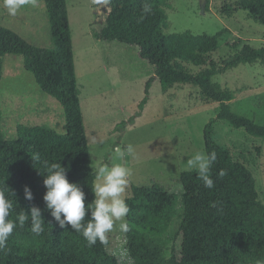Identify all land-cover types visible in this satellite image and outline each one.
Listing matches in <instances>:
<instances>
[{
	"label": "trees",
	"instance_id": "16d2710c",
	"mask_svg": "<svg viewBox=\"0 0 264 264\" xmlns=\"http://www.w3.org/2000/svg\"><path fill=\"white\" fill-rule=\"evenodd\" d=\"M105 1L108 15L100 31L93 30L94 38L134 46L140 58L155 68L146 85L139 116L156 79L164 92L191 84L200 88L205 100L220 104L217 118L204 130L206 153L217 154L211 168L212 189L204 187L195 170L183 172L179 206L177 195L160 185H132L126 199L130 208L126 220L133 264H256L264 260V204L255 177L244 164L233 160L230 151L218 142L215 130L217 121L224 120L253 137L264 138V125L233 111V95L214 82L215 77L240 65L264 64V47L245 45L223 62L212 61L208 66L206 58L217 51L221 34H166L169 0H148L152 12L142 21L144 0ZM38 2L46 5L53 47L33 46L0 24V81L2 58L23 56L26 70L35 76L43 92L62 105L67 131L61 135L42 127L20 125L18 138L4 141L0 126V187L14 192L15 196L10 191L6 195L16 201L10 218L15 219L21 208L27 210L35 205L42 210L45 221V231L39 236L31 232L30 220L24 228L15 229L0 250V264H121L109 252V237L107 245L98 241L89 247L82 234L59 228L46 210V188L40 173L44 169L34 165V153L49 163H61L68 170L69 182L79 184L86 193V203L94 199L91 187L95 175L91 174L67 0ZM239 10L247 11L264 26V0H241L236 7L228 5L223 9L224 14ZM185 64L202 70L193 74ZM221 170L225 172L222 177ZM25 186L31 188L32 202L24 199ZM177 218L179 226L169 240L166 235Z\"/></svg>",
	"mask_w": 264,
	"mask_h": 264
},
{
	"label": "rangeland",
	"instance_id": "374dc122",
	"mask_svg": "<svg viewBox=\"0 0 264 264\" xmlns=\"http://www.w3.org/2000/svg\"><path fill=\"white\" fill-rule=\"evenodd\" d=\"M240 1L208 0L203 13L200 0H169L165 33L221 34L217 51L206 58L208 66L212 61L223 62L245 45L262 48L263 25L244 10L224 14L226 6L236 7ZM67 7L91 163L111 166L122 162L131 170L125 200L130 196L132 185H160L177 195L180 206L181 175L193 171L187 168L186 160L197 151L206 152L204 130L212 119L217 118L220 104L205 100L200 88L191 84L177 85L164 92L156 79L150 88L148 103L139 116L140 104L146 97V85L154 76L155 68L140 58L134 46L94 38L93 30L100 31L108 15L105 0H67ZM0 24L33 46L53 47L43 2L36 0L35 6L28 4L15 16L8 15L0 4ZM185 66L193 74L202 70ZM17 73L24 81L32 77L21 68ZM214 82L233 95V111L264 125L263 63L240 65L215 77ZM22 87L29 89L25 82ZM18 96L9 94L8 98L17 99ZM57 107L58 112L53 113L54 127L64 132L67 128L65 113L59 102ZM5 124L3 120L2 129L8 133ZM215 130L218 142L230 151L233 160L253 173L264 204V138L253 137L224 120L217 121ZM129 143L135 147V156H127L124 161L114 160L113 148L117 145L123 148ZM179 223L180 218H177L169 228L167 239H173ZM108 237L111 240L109 252L121 264H133L127 232L114 227Z\"/></svg>",
	"mask_w": 264,
	"mask_h": 264
},
{
	"label": "clouds",
	"instance_id": "9594fccd",
	"mask_svg": "<svg viewBox=\"0 0 264 264\" xmlns=\"http://www.w3.org/2000/svg\"><path fill=\"white\" fill-rule=\"evenodd\" d=\"M35 2L36 0H0V4L10 16H15L28 4L35 6ZM142 12L141 21L152 12L148 0H144ZM135 154V147L130 143L123 148L117 145L112 150L113 159L117 161H124L127 156H135ZM31 158L35 166L40 165L44 169V172L39 170L44 176L43 184L46 188L43 200L46 210L59 228L82 234L89 247L95 246L98 241L107 245L108 234L114 227H118L123 233L129 231L126 217L130 208L124 194L129 184L131 170L124 163L116 162L109 166L92 162L91 174L95 175V181L91 191L94 199L86 203V193L79 184L69 182L68 170L61 163H49L42 159L38 152ZM216 160L215 151L211 153L197 151L187 158L186 166L196 171L204 187L212 189L214 180L211 178V168ZM224 175L225 172L221 170L220 176ZM7 191L11 192L7 187H0V250L6 247L14 230L24 228L29 220L34 235L39 236L45 231L42 210L38 206L32 205L27 210L21 208L15 219L10 218L16 201L6 195ZM11 195L15 196V193L11 192ZM24 199L29 202L34 200L31 188L28 186L24 187ZM256 264H264V260H257Z\"/></svg>",
	"mask_w": 264,
	"mask_h": 264
},
{
	"label": "crops",
	"instance_id": "0c3cea01",
	"mask_svg": "<svg viewBox=\"0 0 264 264\" xmlns=\"http://www.w3.org/2000/svg\"><path fill=\"white\" fill-rule=\"evenodd\" d=\"M6 56L2 58L0 81V104L2 105L0 106V126L3 140H16L18 138L17 129L20 125L42 127L54 131L57 134L64 135L67 128L62 132L54 127L56 121L53 113L55 112L56 114L58 112L57 99L45 92V95H43V90L35 76L26 70L23 56ZM6 58H8L7 61H5ZM20 68L30 73L32 77L24 81L23 77L18 76L19 73H17ZM24 82L28 84L29 89L22 87ZM9 94L10 96L14 94H18L19 96L17 99H10L8 98ZM3 120L6 123L5 128L8 133H5L2 129Z\"/></svg>",
	"mask_w": 264,
	"mask_h": 264
},
{
	"label": "water",
	"instance_id": "95a60500",
	"mask_svg": "<svg viewBox=\"0 0 264 264\" xmlns=\"http://www.w3.org/2000/svg\"><path fill=\"white\" fill-rule=\"evenodd\" d=\"M207 1L208 0H200V5H201V9H202V12L205 13L206 11V4H207Z\"/></svg>",
	"mask_w": 264,
	"mask_h": 264
}]
</instances>
